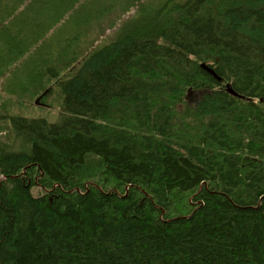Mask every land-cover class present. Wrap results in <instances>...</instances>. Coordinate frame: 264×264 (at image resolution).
<instances>
[{
	"label": "trees",
	"instance_id": "1",
	"mask_svg": "<svg viewBox=\"0 0 264 264\" xmlns=\"http://www.w3.org/2000/svg\"><path fill=\"white\" fill-rule=\"evenodd\" d=\"M12 63L0 264H264V0H0Z\"/></svg>",
	"mask_w": 264,
	"mask_h": 264
},
{
	"label": "rangeland",
	"instance_id": "2",
	"mask_svg": "<svg viewBox=\"0 0 264 264\" xmlns=\"http://www.w3.org/2000/svg\"><path fill=\"white\" fill-rule=\"evenodd\" d=\"M29 21L30 19H28V22ZM57 32H58V26L56 25V35L58 34ZM53 34H55V30L52 29L50 32L47 33L46 37L52 38ZM6 40L8 42L9 50H11L12 48L11 43L9 42L8 39ZM50 43L53 45V41H51ZM19 65L21 64L12 63L10 65H7L4 68V70L3 68L0 70L2 72L0 73V86H4L2 91H0L1 94L0 107H3L2 103H4V110L0 108V120L7 121L5 116H9V115L26 116V117L38 118V119L54 117L55 115L54 109L56 108L54 97L49 94L48 96H45L43 100H41L40 97L41 95H39L42 89H51V87L42 88L41 86H36V88L33 89L30 86H28L27 74L28 71L31 69V66H28L25 70L19 71V67H20ZM10 74H15V76L13 77ZM10 83H12L11 85L12 90H9L8 85ZM12 93L13 95H10ZM23 93H30V94H23ZM200 95L201 94H199V92H193L192 94H190V97L188 98L189 103L194 102L197 98L200 97ZM3 97L4 99L2 100ZM0 134H1V129H0Z\"/></svg>",
	"mask_w": 264,
	"mask_h": 264
},
{
	"label": "bare ground",
	"instance_id": "3",
	"mask_svg": "<svg viewBox=\"0 0 264 264\" xmlns=\"http://www.w3.org/2000/svg\"><path fill=\"white\" fill-rule=\"evenodd\" d=\"M142 4H143V3H142ZM200 68H201L203 71L207 72L209 75H211V76L217 78L216 75H215V73H214V71H213L212 69H210L209 67H207L205 64H201V65H200ZM217 80L219 81V78H218ZM219 82H221V79H220ZM225 91H226L228 94L232 95L233 97H236V98H239V99H244L243 97H241L240 95H238V94L233 90V88L231 87L230 84H226V85H225ZM230 91H232V92H230Z\"/></svg>",
	"mask_w": 264,
	"mask_h": 264
},
{
	"label": "water",
	"instance_id": "4",
	"mask_svg": "<svg viewBox=\"0 0 264 264\" xmlns=\"http://www.w3.org/2000/svg\"><path fill=\"white\" fill-rule=\"evenodd\" d=\"M218 78V77H217ZM219 81H220V79H219ZM230 92H232V91H230Z\"/></svg>",
	"mask_w": 264,
	"mask_h": 264
}]
</instances>
